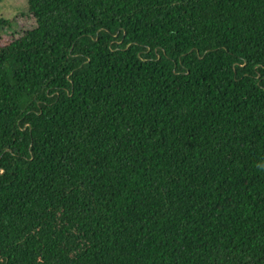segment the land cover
Segmentation results:
<instances>
[{
	"label": "trees",
	"instance_id": "trees-1",
	"mask_svg": "<svg viewBox=\"0 0 264 264\" xmlns=\"http://www.w3.org/2000/svg\"><path fill=\"white\" fill-rule=\"evenodd\" d=\"M27 3L0 264H264V0Z\"/></svg>",
	"mask_w": 264,
	"mask_h": 264
},
{
	"label": "rangeland",
	"instance_id": "rangeland-1",
	"mask_svg": "<svg viewBox=\"0 0 264 264\" xmlns=\"http://www.w3.org/2000/svg\"><path fill=\"white\" fill-rule=\"evenodd\" d=\"M0 18L10 21L8 26L1 28L0 35H21L32 29L35 19L28 9L27 0H4L0 3Z\"/></svg>",
	"mask_w": 264,
	"mask_h": 264
}]
</instances>
